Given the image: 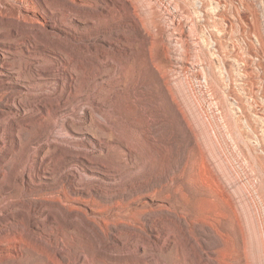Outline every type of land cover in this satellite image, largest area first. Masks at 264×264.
<instances>
[{
    "label": "rangeland",
    "instance_id": "374dc122",
    "mask_svg": "<svg viewBox=\"0 0 264 264\" xmlns=\"http://www.w3.org/2000/svg\"><path fill=\"white\" fill-rule=\"evenodd\" d=\"M153 1L155 57L173 84L169 118L159 92H143L153 76L127 14L89 31L78 23L56 44L0 46V264H177L178 247L187 264H206L200 252L212 246L221 264H264V0ZM172 3L182 11L177 27ZM163 35L175 40L167 54ZM108 50L121 67L111 79ZM191 62L199 73L187 70ZM108 80L112 90L127 81L122 103L144 95V111L125 109L116 125L132 155L108 137ZM230 172L239 182L232 192ZM212 176L223 196H213ZM155 189L170 192L169 211L154 210Z\"/></svg>",
    "mask_w": 264,
    "mask_h": 264
},
{
    "label": "bare ground",
    "instance_id": "6f19581e",
    "mask_svg": "<svg viewBox=\"0 0 264 264\" xmlns=\"http://www.w3.org/2000/svg\"><path fill=\"white\" fill-rule=\"evenodd\" d=\"M104 1L105 2L103 4L101 2V0H0V46L7 48V50L10 52V50H13L14 47L18 48V46L25 45V44L38 45V46H44L47 42H52V43L56 44V43H59L60 41H66L67 40V39L65 40V38L63 37V35L60 32H63L65 30L66 31L67 30H73V31L75 30L76 31V28H78V23L85 25L84 31H89L92 28V27H90V25H93L94 27L98 26V25L103 26V23L110 21L111 19H115L116 17H120L124 14H127L131 18L132 26L134 27L135 31L144 38L143 47H144L146 57H147L146 58L147 62H145L146 67H147L146 71L149 74H152V76H153V78H146L145 79L146 82L141 84V86L144 90L143 92H145L146 94H148L150 92H152L153 94L159 92V97H160L159 100H161L162 102H165L164 103L165 108L163 110L164 111L163 116H166L169 118V116L172 114V110H173L172 104L175 101L174 95H173V84L167 79L168 76L165 75V73H164V75L167 76V78L164 79L165 77H163L164 75H162L163 69L161 70L162 65L156 60V57H155L156 56L155 52H157V45H158V41L156 40V36H158V34H156L155 30L158 26H157V22L154 20L155 18L154 19L152 18L154 16V14L151 17L152 12H148V10H150V11L154 10L153 9L154 7H152V1L153 0H121L119 3L114 1L113 4H110L111 2L109 3V0H108V2L106 0H104ZM143 2L147 5L146 9H145V10H147V12H145L144 9L142 8ZM153 4H154V1H153ZM163 4H165V3H163ZM169 4H171V3H169ZM172 5H174V4L172 3ZM170 7L171 8H167V11L173 19L174 26L177 27L178 25L181 24L180 19L182 18V11L179 7H177V5H174L173 7L170 5ZM46 16H49L51 21H48L46 19ZM117 22H118V20H117ZM192 28L193 27L190 26L189 29L187 31H185L186 36H187L186 38L190 42L191 53H194V55L197 58H199L200 57V41L194 32L195 30H193ZM6 30L10 31V33H8L7 35H6V33H7ZM180 36H181V38H184V35H180ZM111 42H113V41H111L108 38V45L109 46L111 45ZM174 42H175V40H169L168 37H166L165 35L162 36V46H163V49L166 51L165 54H167V51H168L167 49H169L171 44H173ZM79 48H81V47H78V49ZM109 53H111V51L109 52V50H108V77L110 78L111 76H110L109 72H111V70L113 69L116 73L118 71L120 73L121 67L117 63V60H119V59H117L116 62L113 61L112 59L109 58V55H110ZM115 55H117V54H115ZM40 57H41V55H40ZM173 58L175 60L174 63L175 62L177 64L180 63L181 59L178 56H175ZM198 62H200V61H198ZM198 62L197 63H195V62L188 63L189 67L187 68V70L191 71V73L196 74L199 71V67H200V66L199 67L196 66V64H199ZM115 77H117L116 74H115ZM170 78H171V76H170ZM117 81H119V80H117ZM122 83H124V82H122ZM109 86H110V81L108 80V95L111 96V98H110L111 102H108V137H109V139L113 138V140L115 138L119 139L121 141V143L123 142L127 146V148L129 149V153L132 155L133 152L135 151L134 149H132L133 146H130L131 144L126 142L124 137H123V139L121 138L122 136H120V130L118 129V127L116 125H120L119 122L123 121L124 118L122 117V113L125 109L127 111L129 108L133 112L134 111L135 112L136 111H144V109L146 108L145 107L146 105L144 103L145 99H143L144 95L139 94L136 91L134 93L130 94V92L132 91L131 90L129 92L130 95H128L125 98V101L123 102L125 104L124 105L121 100L124 99V97H122V95L125 91V87H128L127 81H126V84L124 83V84L119 85V83H118V88H117V90L113 89L114 91L111 88H110L111 89L110 90ZM126 90H127V88H126ZM125 94H127V93H124V95ZM147 96L148 95H146L145 97H147ZM177 98H179V97H177ZM119 101H121L120 103H122L121 105L119 104L120 106L117 105ZM184 101H188V96H184ZM186 103H188V102H186ZM162 107H164V106H162ZM196 111H194V113L196 114L197 117H199V115H198V113H196ZM198 112L200 113V110ZM200 114L202 115V113H200ZM149 115H151V114H149ZM140 116H142V115H140ZM128 117H130V116H128ZM184 118H187V116ZM141 120H142V118H141ZM144 120H146V119H144ZM152 120H153V118H152ZM164 121H162V122H164ZM169 123H171V122H169ZM133 124L134 125H132V126L135 128V130L141 129L140 128L141 124L139 122H137V123L134 122ZM152 139H154L153 136H152ZM112 145L110 144V146H112ZM119 147L123 148L122 146H119ZM108 149H110V148L108 147ZM123 153L121 155L125 156L127 158L128 154L126 155L125 153L124 154ZM204 167H205V165H204ZM210 168H212L211 165H210ZM206 169H207V165H206ZM230 169H232V168H230ZM2 171H3V169H2ZM235 175H236L235 173L233 174L230 172V174H228V176H226V179H227L226 183L228 186H226V184H225V186L229 190L232 188L235 189L237 187V183H239L237 180V177H236L237 175L236 176ZM211 178H212L214 185H215V190H213L214 195L213 194L212 195L213 196L217 195L219 197L220 195H222V193H224L223 187H222V182L219 179H217L216 177L212 176ZM152 191H148V195H150L152 197L154 196L158 199L157 200L158 204L156 206H154V210L158 211V213H161L164 211L165 212L169 211V209H171V207L165 203H169V205H170V203L172 202L171 201L172 196H171V194H169L170 192L169 193L167 192L168 193L167 195L164 193L165 194L164 196H155V195H153V193L156 194L157 190L155 189L153 192ZM235 191H236V189H235ZM235 191H234V193H235ZM226 194L228 197L229 193L226 192ZM138 196H140V195H138ZM231 196H232V193H231ZM153 198H151V199H153ZM229 200H230V198H229ZM232 201L233 200H231V203H232ZM233 202H235V201H233ZM233 204H235V203H233ZM214 218L217 219L216 213H214L213 216H210L208 218V220H209V222L207 220L208 226H209V224L211 226V224L215 220ZM191 220H192L191 221L192 223H195V222L197 223L199 219L194 217V218H191ZM184 221H185L184 227L189 228L190 223L187 221V219L185 217H184ZM32 226H36V225L33 224ZM187 231L190 232L189 230H187ZM202 231H199V232H201V235L203 233ZM195 235H197V234H195ZM188 237H189L188 239L190 240V241L188 240L189 242H191V243L194 242L197 246L200 245L199 241H201V240H198L197 236L194 237V236L190 235V233H189ZM160 239H161V237H160ZM197 248H199V247H197ZM168 249H170V247ZM202 249H204V248L202 247ZM200 253L201 254L203 253L202 258H204V261L206 262V264H221V262H219L218 258H216L217 248L215 246H212L209 250H206V251L202 250ZM176 254H177V256L176 255L175 256L177 257V259H176L177 264H185L187 261V256H186L185 251L181 247H178Z\"/></svg>",
    "mask_w": 264,
    "mask_h": 264
}]
</instances>
